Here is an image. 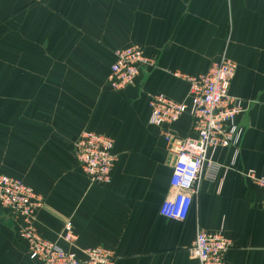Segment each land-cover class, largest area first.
<instances>
[{
    "label": "crops",
    "instance_id": "obj_1",
    "mask_svg": "<svg viewBox=\"0 0 264 264\" xmlns=\"http://www.w3.org/2000/svg\"><path fill=\"white\" fill-rule=\"evenodd\" d=\"M140 46L154 59L133 87L114 91L115 51ZM227 51L230 93L245 101L239 157L219 149L216 181L202 180L183 222L161 216L174 195L175 155L150 124L152 96L189 103L188 83ZM195 137L189 114L171 127ZM84 132L115 142L108 186H94L74 156ZM264 176V0H0V174L42 197L39 234L82 257L103 247L114 264H198L196 230L221 233L226 264H264V195L243 173ZM71 222L76 240L62 239ZM19 222L0 207V264H36Z\"/></svg>",
    "mask_w": 264,
    "mask_h": 264
},
{
    "label": "built area",
    "instance_id": "obj_2",
    "mask_svg": "<svg viewBox=\"0 0 264 264\" xmlns=\"http://www.w3.org/2000/svg\"><path fill=\"white\" fill-rule=\"evenodd\" d=\"M43 2L44 0H31ZM154 65L140 46H128L115 51L109 75L112 90L122 91L136 85L143 69ZM237 70L236 64L224 50L220 59L208 72L199 77L180 76L189 86V103L176 102L159 94L150 99V124L163 127L167 148L176 157L170 185L174 195L165 199L162 217L183 222L189 216L202 180L216 181L222 166L215 162L219 149L233 150L231 165L236 166L243 130L238 118L245 111V101L230 93ZM184 114L192 119L195 137L182 138L166 127L176 124ZM75 159L80 170L94 186H108L117 162L115 142L112 138L95 132L82 133L75 143ZM243 175L264 195V176L255 170ZM44 202L33 188L23 181L0 174V207L19 222V239L25 244L28 258L36 264H114L113 250L93 247L82 257L65 251L58 244L43 238L36 228V215ZM62 239L76 240L71 222H67ZM229 243L221 233L196 230L190 254L198 264H226Z\"/></svg>",
    "mask_w": 264,
    "mask_h": 264
}]
</instances>
